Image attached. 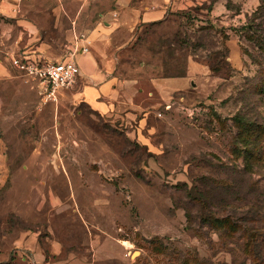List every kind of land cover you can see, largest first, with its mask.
Listing matches in <instances>:
<instances>
[{"label":"rangeland","instance_id":"374dc122","mask_svg":"<svg viewBox=\"0 0 264 264\" xmlns=\"http://www.w3.org/2000/svg\"><path fill=\"white\" fill-rule=\"evenodd\" d=\"M110 6L0 0V264H264V0L118 29L108 109L84 75L46 99L11 64L93 50Z\"/></svg>","mask_w":264,"mask_h":264},{"label":"crops","instance_id":"0c3cea01","mask_svg":"<svg viewBox=\"0 0 264 264\" xmlns=\"http://www.w3.org/2000/svg\"><path fill=\"white\" fill-rule=\"evenodd\" d=\"M131 1L109 0L110 9L100 12L99 18L85 34L91 40L93 50L88 53H78L76 58L80 66V74L84 75L87 82L83 86V95L87 103L97 109H108L113 106L112 98L120 94L117 78L107 70L100 69L96 60L97 56L104 57L107 54L106 46L112 42L114 33L120 29L130 35L141 24L162 20L167 7L176 4V0H141L138 5ZM22 54L31 59L41 56L36 52Z\"/></svg>","mask_w":264,"mask_h":264},{"label":"built area","instance_id":"2783aa9c","mask_svg":"<svg viewBox=\"0 0 264 264\" xmlns=\"http://www.w3.org/2000/svg\"><path fill=\"white\" fill-rule=\"evenodd\" d=\"M81 52H88L87 45L81 48ZM10 61L17 70L38 82L46 99L54 98L56 92L71 86L80 74L75 52L59 61L46 60L41 56L31 59L24 54L11 56Z\"/></svg>","mask_w":264,"mask_h":264},{"label":"trees","instance_id":"16d2710c","mask_svg":"<svg viewBox=\"0 0 264 264\" xmlns=\"http://www.w3.org/2000/svg\"><path fill=\"white\" fill-rule=\"evenodd\" d=\"M161 20H159V21H153V22H150L149 24H151V23H153V24H155V23H159Z\"/></svg>","mask_w":264,"mask_h":264}]
</instances>
